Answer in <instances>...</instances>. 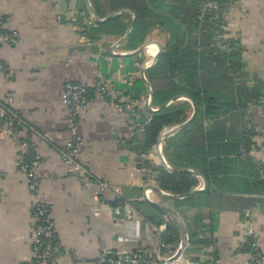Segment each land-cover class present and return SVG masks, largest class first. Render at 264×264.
Wrapping results in <instances>:
<instances>
[{
    "label": "crops",
    "instance_id": "obj_1",
    "mask_svg": "<svg viewBox=\"0 0 264 264\" xmlns=\"http://www.w3.org/2000/svg\"><path fill=\"white\" fill-rule=\"evenodd\" d=\"M234 4L242 16L228 38L240 41L245 50L243 64L250 49L256 57L252 73H261L264 80V0H236ZM90 7L89 0H0L4 30L16 31L22 39L20 45L0 50V60L10 74L7 78L0 74V99L14 97L13 107L20 120L13 135L0 117V264H33L34 198L28 179L18 169V140L29 144V150L40 159L39 199L49 208L62 250L54 264H99L107 252H150L162 246L164 253H173V246L162 240L164 222L154 227L135 208L134 204L143 202L171 209L183 221L187 246L180 262L209 264L214 258L219 264H252V250L244 251V239L250 234L264 256L263 198L251 209L219 210L178 207L176 200L146 190L159 188L153 182L155 173L146 170L144 163L163 164L156 147L137 156L131 151V141L141 120L148 117L147 71L142 72L152 64L158 46L164 45L149 38L155 31L162 32L152 30L135 50L124 48L133 28L119 43L130 26L120 37L98 34L89 38L88 31L95 23L107 20L96 16V21ZM131 18L133 21L134 16ZM152 48L156 54L150 57ZM99 73L120 97L101 101L92 91L88 107L79 115V161L89 173L88 179L82 180L69 173L61 161L68 138V114L61 98L68 82L92 84ZM260 105V100L248 103L246 110L255 121L249 136L257 146L250 151L255 161L264 157V108ZM160 152L162 155V145ZM236 164L239 166L224 179L223 174L217 175L223 189L219 193L241 194L237 184L251 183V178L237 171L241 164ZM218 169L224 172L222 164ZM211 188L219 191L216 185ZM259 196H264V190Z\"/></svg>",
    "mask_w": 264,
    "mask_h": 264
},
{
    "label": "trees",
    "instance_id": "obj_2",
    "mask_svg": "<svg viewBox=\"0 0 264 264\" xmlns=\"http://www.w3.org/2000/svg\"><path fill=\"white\" fill-rule=\"evenodd\" d=\"M205 1L89 0L99 19L122 13L105 22L95 23V28L88 31V36L92 39L98 34L123 36L131 24L132 16L135 17V23L124 44L125 49L135 50L142 46L154 29L167 35L156 63L145 74L153 94L151 108L156 111L146 109L148 117L141 120L140 126L135 129L131 151L137 156L148 154L166 131L186 123L193 113L190 102L180 100L162 107L174 97L190 99L196 108L195 116L162 144V155L172 172L163 166L155 167L150 162H145L143 166L155 173L153 182L156 187L174 196H185L200 187L199 177L186 170L204 178L207 187L174 201L178 207L186 205L192 208L216 207L219 210L243 211L253 208L260 201L251 197L256 194L254 192L262 194L264 190L260 174L264 173V163H256L249 156L244 160L240 158L251 150L249 136L254 128L246 110L248 103L258 102L260 89L239 88L234 82L244 67L239 41L229 40L228 53L207 49L215 37L220 35L224 39L227 34L223 31L215 33L208 22L212 12L203 7ZM215 1L221 8H226L236 0ZM261 88L264 89V83ZM236 163L241 164V169L237 171L251 178V183L243 182L235 186L241 194L219 193L223 189L217 175L223 174L224 179V176L234 171V166H239ZM220 164L224 167L223 173L218 169ZM211 185H216L219 191H214ZM228 189L232 190L230 187ZM119 206L123 205L119 203ZM134 206L154 227L164 222L166 229L162 240L172 245L175 251L180 238L179 230L172 220L148 202L136 203ZM246 239L243 249L249 251L252 239Z\"/></svg>",
    "mask_w": 264,
    "mask_h": 264
},
{
    "label": "built area",
    "instance_id": "obj_3",
    "mask_svg": "<svg viewBox=\"0 0 264 264\" xmlns=\"http://www.w3.org/2000/svg\"><path fill=\"white\" fill-rule=\"evenodd\" d=\"M204 9L212 12L208 22L213 26L215 33L223 31L227 34L229 31L228 25L225 23V8H221L215 0H207L203 5ZM223 38V37H222ZM219 36L215 37L207 46V49L212 52L228 53L230 51L229 38L222 39ZM22 43V39L16 31L4 30V19L0 15V50L3 46H17ZM0 74L7 77L10 76L8 68L0 60ZM95 94L96 98L101 101L118 99V93L113 91L111 84L106 81L99 73L96 75L95 81L92 84L68 82L63 87L61 102L67 110V140L64 149L61 153V161L68 168L69 173L82 180H87L89 173L79 161V153L82 147V140L77 131L78 118L82 111L86 110L89 105L90 92ZM14 97L7 95L0 99V117L4 122L5 128L16 135L15 128L20 126V120L13 107ZM264 105V101L261 102ZM19 153L17 156V165L19 172L22 173L29 181V191L34 198L32 206L33 218V264H54L61 256L62 250L58 243L54 224L49 217L48 206L39 199V182L37 172L39 169V157L29 150V144L18 140ZM252 152L244 156H251ZM160 229H164L161 226ZM251 237V235H246ZM252 239V238H251ZM247 239H244V244ZM250 246L251 263H264V256L257 247L255 239H252ZM163 247V246H162ZM162 247H158L150 252H107L102 255L99 264H167L174 256V253L166 254ZM179 247V246H178ZM181 259V258H180ZM180 259L174 264H184ZM209 264H219L214 258H210Z\"/></svg>",
    "mask_w": 264,
    "mask_h": 264
},
{
    "label": "water",
    "instance_id": "obj_4",
    "mask_svg": "<svg viewBox=\"0 0 264 264\" xmlns=\"http://www.w3.org/2000/svg\"><path fill=\"white\" fill-rule=\"evenodd\" d=\"M90 10H91V14H92L93 18H94L96 21H98V18L96 17L95 12L93 11V9H92L91 7H90ZM120 13H121V12H117V13H115V14L109 16V17L106 18V19L112 18V17H114V16H116V15H119ZM134 22H135V17H134V20L132 21V23H131V25H130V28H129V30L127 31L126 35L120 40L119 43L123 42V41L127 38V36L129 35L131 29L133 28ZM143 49H144V46L140 48V51H142ZM160 50H161V49H160V47L158 46V53H157L156 56L154 57V59H153V61H152V64H151L149 67H147V68H145V69L143 70V72H142L143 74H144V73H145L150 67H152V66L156 63L157 58H158V54H159ZM146 86H147V88H148V92H149L148 110H149L150 112H155L156 110H153V109L151 108V101H152V99H153V94H152L151 89L149 88V86H148V85H146ZM180 100H185V101H188V102H190V103L192 104V107H193V113H192V116L190 117V119H189L186 123L182 124L181 126H178V127L172 128L171 130H169V131H167L166 133H164V134L162 135V137L159 139V141H158V143H157V145H156V149L158 150V154H159V158H160L161 163L163 164L164 168H166V169L169 170L170 172H172L171 168H170V167L164 162L163 157H162V155H161V152H160L161 145H162V143H163L167 138L173 136L175 133H177L178 131H180L181 129H183V128H184V127H185V126L191 121V119H192V118L195 116V114H196V108H195V106L193 105L192 101H191L190 99L186 98V97H180V96H178V97H174V98H172L170 101H168V102H167L162 108L168 106L169 104H171V103H173V102L180 101ZM185 172H189V173H191L192 171H188V170H186ZM192 174H194V175L197 176V177H200V175H199L198 173H194V172H192ZM202 180H203V187L205 188V187H206V182H205V180H204L203 178H202ZM204 188H203V189H204ZM149 189H151V190L154 191V192H157L158 194H161V195L164 196L165 198L172 199V200H180V199H183V198H185V197H187V196H189V195L195 194L196 192H199V191H202V190H203V189H202V190H198V189H196V190H194V191L188 193V194L185 195V196H174V195H170V194L162 193V191L159 190V189H157V188H150V187H149V188H146V190H149ZM106 203H110L111 205L114 206V202H112V201H110V202L107 201ZM151 204H152L157 210H159L160 212L164 213L168 218H170V219L174 222V224L177 226V228L179 229V232H180V238H181V241H180L179 247H178L176 253L174 254V256H173V257L169 260V262L167 263V264H174V263H176V262L182 257V254H183V252H184V250H185V248H186V246H187V234H186V229H185L184 223H183V221L180 219V217H179L174 211H172L171 209H168V208H166V207H163V206H161V205H159V204H153V203H151Z\"/></svg>",
    "mask_w": 264,
    "mask_h": 264
},
{
    "label": "rangeland",
    "instance_id": "obj_5",
    "mask_svg": "<svg viewBox=\"0 0 264 264\" xmlns=\"http://www.w3.org/2000/svg\"><path fill=\"white\" fill-rule=\"evenodd\" d=\"M241 16H242V14H240V9L238 8V6L236 4L233 3L230 6H228V7L225 8V16H224L225 23L230 28L229 31H227V34H229L231 37H232V27H234L236 25V23L239 21V19H240ZM226 37H229V36L227 35ZM149 39L155 40V41H157V42H159L161 44H165V41H166L167 37L165 36V34L158 33V32L155 31V32H153V34L150 36ZM234 39H235V36H234ZM243 47L246 48L245 45ZM241 49H242V47H241ZM244 51L245 50H243V53H244ZM245 55H246L244 57V59H245V63H244L245 64V67H243V69L239 72L240 75H238V76L235 77L234 82H235V84H237V86L239 88L240 87H244V86L245 87L246 86H251L250 87V90L251 89H254V88H256L255 90L260 89V98L258 99V101L260 100V102H262V101H264V89L261 88V84L264 83V80H261L260 79V77L262 76V74L261 73H259V74L258 73H252V68L255 65V64L252 63V60L253 59H256V57H252V52L250 51V49L247 50V53H245ZM147 61H149V57H147ZM260 106H262L264 108V105L263 104H261ZM249 121H250V124H253L254 125L255 121L251 118V116H250ZM248 130H250V127H248ZM253 131H254V129H253ZM255 148H257V146L254 143H252L251 150L250 151H253V149H255ZM244 155H246V154H242L241 157H240L242 160H244L245 157H246ZM250 157L252 158L253 161H255L254 158H256V157L254 156V154L251 155ZM255 162L256 163H262L263 164L264 163V157H263L262 160L255 161ZM260 174H261L262 177H264V173H260ZM244 188H242V193H244L243 192ZM197 189L198 190H202V187H199ZM254 193H256L254 196L257 197V199H261V198L264 199V196H259V194H257V192H254Z\"/></svg>",
    "mask_w": 264,
    "mask_h": 264
},
{
    "label": "bare ground",
    "instance_id": "obj_6",
    "mask_svg": "<svg viewBox=\"0 0 264 264\" xmlns=\"http://www.w3.org/2000/svg\"><path fill=\"white\" fill-rule=\"evenodd\" d=\"M149 52H150V57H153L156 54V49L152 48V49L149 50Z\"/></svg>",
    "mask_w": 264,
    "mask_h": 264
}]
</instances>
